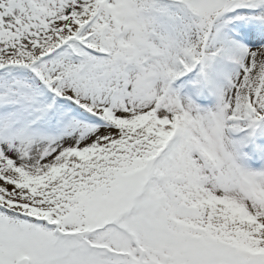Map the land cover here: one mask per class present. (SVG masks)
I'll return each mask as SVG.
<instances>
[{
	"label": "snow or ice",
	"instance_id": "6c2138e0",
	"mask_svg": "<svg viewBox=\"0 0 264 264\" xmlns=\"http://www.w3.org/2000/svg\"><path fill=\"white\" fill-rule=\"evenodd\" d=\"M0 264H264V0H0Z\"/></svg>",
	"mask_w": 264,
	"mask_h": 264
}]
</instances>
